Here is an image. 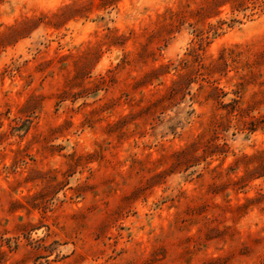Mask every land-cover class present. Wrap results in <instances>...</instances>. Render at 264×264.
I'll return each mask as SVG.
<instances>
[{
	"label": "rangeland",
	"instance_id": "rangeland-1",
	"mask_svg": "<svg viewBox=\"0 0 264 264\" xmlns=\"http://www.w3.org/2000/svg\"><path fill=\"white\" fill-rule=\"evenodd\" d=\"M0 264H264V0H0Z\"/></svg>",
	"mask_w": 264,
	"mask_h": 264
}]
</instances>
